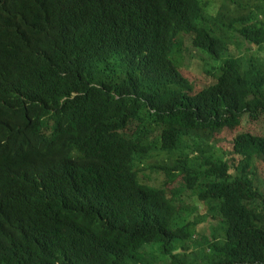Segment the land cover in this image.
I'll list each match as a JSON object with an SVG mask.
<instances>
[{"label": "trees", "instance_id": "16d2710c", "mask_svg": "<svg viewBox=\"0 0 264 264\" xmlns=\"http://www.w3.org/2000/svg\"><path fill=\"white\" fill-rule=\"evenodd\" d=\"M224 1L230 19L204 0H0L2 264H264V136L238 135L234 166L209 145L264 117V0ZM234 33L257 54L229 57ZM183 39L217 79L196 95ZM179 178L210 240L168 189Z\"/></svg>", "mask_w": 264, "mask_h": 264}, {"label": "rangeland", "instance_id": "374dc122", "mask_svg": "<svg viewBox=\"0 0 264 264\" xmlns=\"http://www.w3.org/2000/svg\"><path fill=\"white\" fill-rule=\"evenodd\" d=\"M204 4L207 5L208 13L211 14L213 17H216L219 13H223L228 15L229 18L232 16L233 12L236 11L235 6L224 0H204ZM236 17L237 15L233 19H235ZM230 39L236 40H234V42L229 47V57L249 59V57H252L257 54V48L239 40L240 38L237 34L234 33L230 35ZM248 48L251 49L250 53L247 52ZM188 49H190L188 39H183V46L181 47L182 54L177 58L179 60L180 68L182 67L181 74L185 79L190 82L192 86V90L190 93L192 95H196L204 88L215 84L217 79H215L212 75L207 74L206 71H204V69L200 67V63L195 62V59H191V57L188 55ZM192 54H195V52L193 51ZM253 60L263 61L264 53H259V55L256 56ZM134 128L135 127H133V129ZM242 133H251L253 135L264 136V117H262L260 121H252L249 118H245L243 125L238 129L217 132L214 137L210 140L209 145L213 144L217 155L224 159V161H227L230 165L234 166L238 161L235 157L236 155L234 154V143L238 135ZM150 159L157 162L160 166H169L173 163V161L170 160L166 155H152V158ZM153 161L148 163V166H150ZM258 166L262 171H264L263 162H260ZM231 172H233V170ZM259 173L261 175L260 178H262V172L259 171ZM147 174H149L150 178L153 179V183L144 180L143 174L141 173L140 177L143 183L150 185L154 184L159 187L168 183L167 177L162 172L159 174L151 175V172L148 171ZM170 184L171 185H169L168 189L176 193L177 195L179 193L182 194V200L186 202L187 209H192V212H194L195 208L198 209V212L194 213V217L191 220L194 221V223L198 222L199 224V227L197 229L198 236L210 240V230L209 228H207V225L208 227L212 223H215L216 225V222H214V219L212 220L211 218H207L206 206L198 201L197 196L194 195V193L192 194L188 191H185L184 183L181 178H179L176 182H172ZM182 217L186 219L188 218L185 216ZM191 247L194 248L192 245ZM194 257L198 258V260L200 261V259L203 257V249H198L197 254L194 255ZM193 260L194 259H190V263Z\"/></svg>", "mask_w": 264, "mask_h": 264}, {"label": "clouds", "instance_id": "9594fccd", "mask_svg": "<svg viewBox=\"0 0 264 264\" xmlns=\"http://www.w3.org/2000/svg\"><path fill=\"white\" fill-rule=\"evenodd\" d=\"M0 10H1V3H0ZM2 21H3V19L0 17V23ZM17 71H18V63H13L6 68V70L3 74V77H2V91L4 93H6L7 95L13 96V98L17 97L21 92L19 86L13 81L16 74H17ZM52 123L54 124V122H52ZM160 129H162V128H158V126L156 127L157 131ZM0 243H1L2 248H3V251L1 252V254L12 256L7 251V249L4 245V243L2 242L1 238H0ZM0 264H2V262H0Z\"/></svg>", "mask_w": 264, "mask_h": 264}]
</instances>
